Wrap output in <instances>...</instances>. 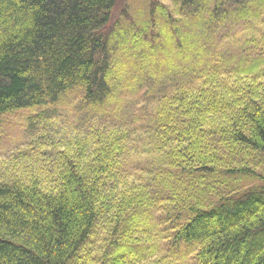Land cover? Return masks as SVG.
<instances>
[{"label": "trees", "instance_id": "obj_1", "mask_svg": "<svg viewBox=\"0 0 264 264\" xmlns=\"http://www.w3.org/2000/svg\"><path fill=\"white\" fill-rule=\"evenodd\" d=\"M119 3L0 0V264H264V0Z\"/></svg>", "mask_w": 264, "mask_h": 264}, {"label": "rangeland", "instance_id": "obj_2", "mask_svg": "<svg viewBox=\"0 0 264 264\" xmlns=\"http://www.w3.org/2000/svg\"><path fill=\"white\" fill-rule=\"evenodd\" d=\"M157 3L171 6V0H156ZM146 0H120L114 15L118 18L121 14H125L128 10L133 14L137 9H142ZM238 28V27H237ZM236 27H230L225 30L224 34L228 35L226 42L232 43L234 36L240 38L241 34ZM250 34V33H248ZM238 41V39H237ZM244 41V39H243ZM255 52L261 53L262 51L257 48L255 44ZM25 112L23 114H28ZM28 116V115H27ZM24 116L6 115L0 121V164L7 160L13 153L25 147L30 137L25 129Z\"/></svg>", "mask_w": 264, "mask_h": 264}]
</instances>
